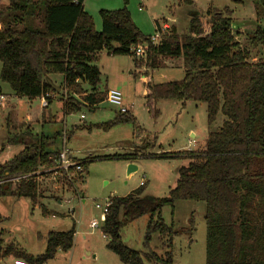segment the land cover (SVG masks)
I'll return each instance as SVG.
<instances>
[{
    "label": "trees",
    "instance_id": "trees-1",
    "mask_svg": "<svg viewBox=\"0 0 264 264\" xmlns=\"http://www.w3.org/2000/svg\"><path fill=\"white\" fill-rule=\"evenodd\" d=\"M126 2L119 9L98 11L99 31L84 10V0H7L0 4L1 81L17 97L35 99L51 94L46 97L49 103L54 96H63L65 114L79 110L83 104L93 111L105 100V91L97 89L101 72L94 64L101 50L110 55H131L136 66L144 57L151 68L163 66L164 59L181 57L182 79L146 83L149 113L158 115L154 104L161 99L191 100L205 103L208 125L219 113L222 123L208 130L201 149L140 152L141 157L187 162L177 168L175 185L165 197L145 195L140 186L125 196L109 198L101 225L108 239L106 246L122 264H145V260L173 264L172 241L178 231L165 224L162 208L173 209L180 200L201 201L205 207V263L264 264V55L249 60L250 50L235 38L232 11L227 7H209L197 13L189 18L188 33L180 34L172 26L153 44L150 36H144L133 23ZM257 5L264 8V0H257ZM159 28L156 22V31ZM250 39L264 52V25L257 26ZM140 44L146 45V51L136 57L131 48ZM52 74L62 76L59 85L51 81ZM84 84L90 86L89 91ZM122 114L102 126L135 121L132 115ZM46 141L41 135L0 164V197L12 195L34 201L38 195L35 172L40 167H53L58 157V151L46 150ZM137 156L128 153L111 157L133 162ZM87 159L80 161L82 171L75 175L79 179ZM59 172L71 186L66 173ZM11 179L15 180L12 188ZM41 208L44 215L55 213L43 205ZM142 215L148 216L143 237L146 252L125 245L120 234L125 224ZM155 233L165 248L162 255L149 249ZM4 234L0 232V264L11 255L27 263H42L52 259L58 249L72 248L75 229L49 230L45 249L37 256L24 252L3 238Z\"/></svg>",
    "mask_w": 264,
    "mask_h": 264
},
{
    "label": "rangeland",
    "instance_id": "rangeland-1",
    "mask_svg": "<svg viewBox=\"0 0 264 264\" xmlns=\"http://www.w3.org/2000/svg\"><path fill=\"white\" fill-rule=\"evenodd\" d=\"M6 3L7 0H0V4ZM83 6L99 31L101 19L98 11L122 8L124 0H84ZM125 6L144 36L157 33L156 22L159 26H174L180 34L188 33L189 18L193 13H204L209 7H227L232 11L235 38L250 50L249 60L255 61L264 55L261 46L250 39L256 27L264 25V8L257 5V0H127ZM163 62V66L151 68L143 57L136 66L131 55H110L104 49L98 53L94 63L101 72L97 89H118L128 109L127 115L135 118L134 122H120L109 128L102 125L123 114L106 100L93 111L83 104L79 110L65 114L63 96L56 95L49 107L48 103L43 106L41 98L29 100L15 96L10 86L0 79V93L4 96L0 102V164L16 156L25 146L35 143L41 135L48 139L46 150L49 152H59L64 136V145L75 157L74 161L89 158L81 179L75 176L78 173L74 170L66 175L71 186L61 179L54 161L53 167H40L35 172L38 195L34 201L12 195L0 197V232L8 236L6 240L28 254L37 256L43 253L45 235L49 230L75 229L70 250L58 249L52 259L28 264H122L106 246L108 239L101 230V209L95 205L103 206L110 197L125 196L140 187L141 180L145 182L142 187L145 195L157 198L167 196L169 189L175 185L177 168L187 161L141 157L140 152L201 149L208 130L221 125L223 116L220 113L208 125L203 102L161 99L154 104L158 115L153 117L149 113L146 83L152 85L184 77L181 57L164 59ZM51 76L60 79V74ZM84 88L90 90L88 84H84ZM191 140L196 143L191 144ZM128 153L138 154L133 161L137 169L130 173H127L128 160L111 157ZM14 183L15 180L9 187L12 188ZM58 198L62 200L61 204L56 201ZM42 205L55 213L44 215ZM204 209L201 201L184 200L175 202L173 209L169 206L162 208L161 216L165 224L173 225L178 231L172 241L173 264H206ZM147 218V215H142L122 227L120 234L125 245L147 251L143 247ZM92 220L98 222V227H90ZM149 249L158 255L164 252L165 248L156 233L152 234ZM14 258L8 256L1 264H10L9 259ZM144 263L154 264L146 260Z\"/></svg>",
    "mask_w": 264,
    "mask_h": 264
},
{
    "label": "built area",
    "instance_id": "built-area-1",
    "mask_svg": "<svg viewBox=\"0 0 264 264\" xmlns=\"http://www.w3.org/2000/svg\"><path fill=\"white\" fill-rule=\"evenodd\" d=\"M167 25L163 24L160 26L159 30L157 31L156 34H154L153 36H150V40L153 44H156L161 35L167 30ZM133 54L136 57H142L145 54L146 51V45H137L131 48ZM46 97H52L51 94H45V96L41 97V103L43 106H45L47 104L46 101ZM4 100V96L2 94H0V102H2ZM105 100L112 104L115 105L119 108V112L120 113H126L128 111V109L126 108V106L123 103V96L122 93L115 88H109L105 90ZM83 116L81 115V118ZM191 144H195L196 142L194 140L190 141ZM62 144L63 146L61 147V149L58 152V157L54 160L57 164V170H62L63 172L66 173L67 176H69V169L73 168L74 171H76L77 173L82 171V165L80 163V161H74L70 155H69V150L66 149L65 147V137L63 136L62 139ZM145 184V182L143 180L140 181L139 186H143ZM110 204V201L108 200L103 206L96 204L95 207L101 209V219L102 221L104 220L107 208ZM90 227L91 228H96L98 227V222L95 220H92L90 222ZM11 264H28L25 260L20 259V258H14L11 262Z\"/></svg>",
    "mask_w": 264,
    "mask_h": 264
},
{
    "label": "crops",
    "instance_id": "crops-1",
    "mask_svg": "<svg viewBox=\"0 0 264 264\" xmlns=\"http://www.w3.org/2000/svg\"><path fill=\"white\" fill-rule=\"evenodd\" d=\"M50 77V79H51V81H53L54 82V84L57 86V85H59L61 82H62V76L60 75V79L58 80V78L56 79V77H52L51 75L49 76ZM108 89V88H107ZM40 98V97H39ZM30 100V99H29ZM53 101V99L52 100H50V102L48 103V107H49V105H50V103ZM41 105V104H40ZM26 118H28V115H27V117ZM192 135V134H191ZM48 140V139H47ZM22 150V149H21ZM20 150V151H21ZM186 150H189V151H192V150H194V149H186ZM162 152H164V151H162ZM165 152H168V151H165ZM69 155H70V157L72 158V159H75V157H73L72 155H71V151L69 150ZM11 159V158H10ZM54 159H55V157H54ZM76 160V159H75ZM128 163H135V162H131V161H128ZM127 163V164H128ZM144 186V185H143ZM77 192V191H76ZM81 199H82V197H80ZM57 202H58V204H61V202H62V200L61 199H57L56 200ZM82 201H84L83 199H82ZM51 211V210H50ZM71 211H73L72 209H71ZM6 237H8V236H6ZM73 247V246H72ZM57 251H59V250H57ZM41 254V253H40ZM13 260V259H12ZM12 260L11 259H9V261L10 262H12ZM3 260H1V262H2ZM11 264V263H10Z\"/></svg>",
    "mask_w": 264,
    "mask_h": 264
},
{
    "label": "water",
    "instance_id": "water-1",
    "mask_svg": "<svg viewBox=\"0 0 264 264\" xmlns=\"http://www.w3.org/2000/svg\"><path fill=\"white\" fill-rule=\"evenodd\" d=\"M195 13L192 14V16H194ZM56 90L58 91L59 88L56 87ZM137 169V166L134 164V163H129L128 166H127V173H130V172H133ZM6 236H3V238H5Z\"/></svg>",
    "mask_w": 264,
    "mask_h": 264
}]
</instances>
